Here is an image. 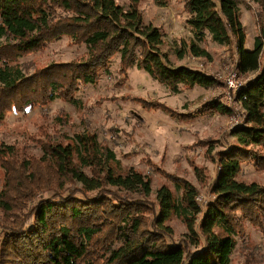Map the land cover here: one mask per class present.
I'll return each instance as SVG.
<instances>
[{"label": "trees", "instance_id": "16d2710c", "mask_svg": "<svg viewBox=\"0 0 264 264\" xmlns=\"http://www.w3.org/2000/svg\"><path fill=\"white\" fill-rule=\"evenodd\" d=\"M141 1L129 0L124 9L116 0H0V124L12 112L26 114L58 99L76 103L79 87L109 74L117 55L124 71L136 66L173 92L213 88L214 77L169 66L160 51L163 34L144 24ZM185 11L197 41L210 37L234 45L240 74H256L238 92L246 117L232 130L237 146L219 153L212 200L202 209L197 188L176 179V192L163 186L150 202L151 180L133 170L117 173L121 163L115 152L94 136L79 135L68 144L44 142L38 162L1 145L6 184L0 194V264H231L244 222L264 229V185L238 179L245 162L264 168L259 154L264 150V28L253 50H246L237 0H186ZM63 37L86 45L85 59L34 72L20 63ZM190 52L209 57L195 42ZM212 108L231 112L217 102ZM173 218L205 247L192 253L186 243L174 242Z\"/></svg>", "mask_w": 264, "mask_h": 264}, {"label": "rangeland", "instance_id": "374dc122", "mask_svg": "<svg viewBox=\"0 0 264 264\" xmlns=\"http://www.w3.org/2000/svg\"><path fill=\"white\" fill-rule=\"evenodd\" d=\"M237 1L247 34L245 49L253 50L255 38L264 28V0ZM116 2L129 8V0ZM185 2L167 0L165 6H159L156 0H142L140 11L146 26L162 32L164 44L160 51L169 66L214 77L217 84L213 88L180 87V91L173 92L136 66L124 71L117 55L109 74H103L95 85L79 87L74 95L76 103L58 99L46 107H32L26 114H8L0 124V146H12L17 156L38 162L44 157V142L68 144L79 135L94 136L100 146L115 152L121 163L117 173L133 170L151 180L152 194L146 198L150 202L156 201L157 191L163 186L176 192L173 182L181 179L197 188L198 202L204 209L212 200L211 184L219 170V153L237 146L232 130L243 125L246 117L238 93L228 88L226 79L237 73L245 86L256 74H240L234 45L222 46L210 37L203 42L196 40L186 23L189 15ZM194 42L209 53L208 58L193 56L190 46ZM87 51L86 45H76L63 37L45 50L20 59V63L28 64L34 72L52 64L85 59ZM214 102L231 112H217L212 108ZM259 154L264 162V150ZM238 179L264 185V168L245 162ZM5 180L0 165V194ZM80 187L78 184L77 188ZM50 196L51 193L45 194L46 198ZM138 197L141 196L132 198ZM169 225L174 242L186 243L192 253L205 247L203 239L200 238V244L190 239L181 219L173 218ZM236 241L231 264H264V229L246 221L244 232Z\"/></svg>", "mask_w": 264, "mask_h": 264}, {"label": "built area", "instance_id": "2783aa9c", "mask_svg": "<svg viewBox=\"0 0 264 264\" xmlns=\"http://www.w3.org/2000/svg\"><path fill=\"white\" fill-rule=\"evenodd\" d=\"M226 84L228 85L229 89L235 92V94H237L239 90L243 87V84L240 83V80L237 77V73L233 74L232 76H229L226 79Z\"/></svg>", "mask_w": 264, "mask_h": 264}]
</instances>
